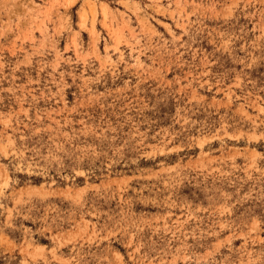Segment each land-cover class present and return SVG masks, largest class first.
Segmentation results:
<instances>
[{
  "label": "rangeland",
  "instance_id": "1",
  "mask_svg": "<svg viewBox=\"0 0 264 264\" xmlns=\"http://www.w3.org/2000/svg\"><path fill=\"white\" fill-rule=\"evenodd\" d=\"M0 264H264V0H0Z\"/></svg>",
  "mask_w": 264,
  "mask_h": 264
}]
</instances>
